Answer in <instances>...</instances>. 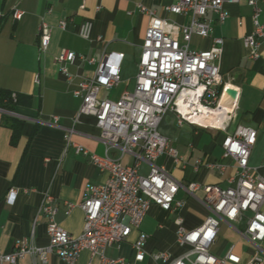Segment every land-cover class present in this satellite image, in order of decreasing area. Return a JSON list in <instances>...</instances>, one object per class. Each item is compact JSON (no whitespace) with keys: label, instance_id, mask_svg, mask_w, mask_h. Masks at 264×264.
Instances as JSON below:
<instances>
[{"label":"crops","instance_id":"obj_1","mask_svg":"<svg viewBox=\"0 0 264 264\" xmlns=\"http://www.w3.org/2000/svg\"><path fill=\"white\" fill-rule=\"evenodd\" d=\"M83 2L0 0V88L30 98L29 103L18 105L15 113L0 109V250L3 253H10L15 243L25 240L40 247L50 244L48 219L40 212L46 192L57 199L56 222L75 237L83 233L85 216L80 204L86 188L105 183L109 174L101 171L88 157L77 154L67 143L68 134L71 133L75 143L92 153L109 155L125 166L135 162V157L130 154L122 155L117 149H107L99 140L100 129L95 117L83 115L76 121L82 100L74 95V91L84 79L92 78L97 69V63L89 60L99 61L109 53L124 54L120 83L100 94L102 99L117 101L136 86L142 47L150 25V17L140 11V5L154 10L171 23L183 26L190 22V16L165 10L178 0H88L82 9ZM260 8V21L264 22V2L260 3ZM226 10L228 18L223 22L216 13H208L213 33L209 38L194 36L191 48L207 51L212 48L214 39H223L219 66L224 84L239 92L237 118L226 131L188 124L189 127L180 126L175 132H161L164 120L159 126L170 147L177 151V159L163 154L156 164L185 186L192 182L223 188L232 185L229 180L237 175V162L224 156L223 141L238 125L257 131L250 166L264 177V45L258 59L250 58L244 39L254 29V9L247 1L227 4ZM17 12L22 13L20 19L15 17ZM85 21L93 24L88 40L80 36ZM42 22L52 28L47 52L40 49L39 27ZM62 22H66L65 29L60 27ZM64 50L82 57L70 66L72 80L54 62ZM133 79L134 87L131 86ZM6 113L24 122L16 144L12 143V129L4 123ZM54 117L58 118L57 122ZM140 170L147 174L150 166L143 163ZM11 188L19 191L14 205L6 201ZM198 196L202 197V192ZM199 197L190 196L182 188L176 197L183 203L179 212L166 211L152 204L140 228H134L126 241L109 247L108 257L124 258L126 264H168L179 258L190 247L178 243L176 219L181 216L184 226L193 230L202 226L210 214ZM67 203L74 205L69 214ZM242 224L221 220L218 239L211 247V253L223 258L233 249L241 257V264H247L254 249L239 233V230L243 231ZM141 234L148 235V239L144 260L137 261L134 244ZM261 246L264 250V242ZM160 252L167 253L170 261H156L153 256ZM262 258L264 264V254ZM18 264L67 263L57 255H51L46 262L39 257L26 256ZM76 264H100V261L85 250Z\"/></svg>","mask_w":264,"mask_h":264},{"label":"built area","instance_id":"obj_2","mask_svg":"<svg viewBox=\"0 0 264 264\" xmlns=\"http://www.w3.org/2000/svg\"><path fill=\"white\" fill-rule=\"evenodd\" d=\"M84 0L82 9H85ZM242 1L253 7V31L244 39V45L250 58L260 57L264 45V22L260 21L264 0H178L165 10L176 15L190 16L187 25L180 26L159 17L154 10L140 5V11L150 17L142 53L139 72L133 91H126L122 97L113 101L102 99L103 90H111L120 83V69L124 54H105L97 63L95 75L84 79L74 91L82 100L76 121L83 115L96 118L100 129L99 140L108 150L117 149L122 155L135 157L131 166H125L120 160L109 155L100 156L85 149L72 140L71 133L66 136L68 145L75 148L77 154L88 157L101 171L108 172L109 178L101 185H89L80 204L85 216L83 233L75 237L56 222L57 199L46 192L40 212L48 219L50 244L46 247L35 245L32 241L15 243L10 253L0 250V263L18 264L26 256L39 257L46 262L51 255H57L67 264H76L80 254L88 250L100 264H126L124 258L108 257L107 249L126 241L134 228H140L152 204L160 208L179 212L183 207L177 201L178 192L183 188L192 197L200 201L210 212L204 224L188 230L184 219H176L177 240L190 249L172 261L165 252L155 254L156 261L168 264H241V257L231 249L223 258L211 253L219 234L220 221L243 223L246 228L239 233L252 245L254 253L247 264H263L264 250V177L255 173L250 166V157L257 143L258 133L254 128L238 125L232 134L223 141L224 156L237 162L238 172L232 184L223 188L219 185H204L192 182L183 185L164 167L156 164L163 154L177 159V151L170 147L159 126L164 116L172 111L177 116L179 126L185 124L202 128H215L226 131L237 118V101H230L229 117L221 125L202 124L199 118L221 107L227 89L236 88L225 85L221 75L219 60L223 50V39L216 38L210 50L200 51L191 48L194 36L209 38L213 33L209 12L218 15L219 21L228 18L227 4ZM15 17L20 19L22 13ZM60 27L65 29L66 22ZM93 24L85 21L80 36L90 39ZM52 37V28L42 22L39 27L40 49L47 52ZM82 59L75 52L64 50L54 62L62 73L72 80L70 66ZM16 98V94L13 96ZM55 122L58 118L54 117ZM73 132V131H71ZM147 163L150 170L141 173V165ZM219 169L222 166L215 165ZM19 191L11 188L7 194V203L14 205ZM69 214L74 205L67 203ZM38 219L36 218L35 223ZM148 235L141 234L135 242L137 261L145 258V243Z\"/></svg>","mask_w":264,"mask_h":264},{"label":"trees","instance_id":"obj_3","mask_svg":"<svg viewBox=\"0 0 264 264\" xmlns=\"http://www.w3.org/2000/svg\"><path fill=\"white\" fill-rule=\"evenodd\" d=\"M14 94H16V98L13 97ZM29 101L30 98L26 95L0 88V109L4 111L15 113L18 105L27 104ZM3 118L4 123L12 129V143L16 144L22 134L24 122L7 113L3 115Z\"/></svg>","mask_w":264,"mask_h":264},{"label":"bare ground","instance_id":"obj_4","mask_svg":"<svg viewBox=\"0 0 264 264\" xmlns=\"http://www.w3.org/2000/svg\"><path fill=\"white\" fill-rule=\"evenodd\" d=\"M229 102V99L224 97L221 102V107L214 112L202 115L199 118V122H201L202 124H211L213 126L221 125L229 117Z\"/></svg>","mask_w":264,"mask_h":264},{"label":"rangeland","instance_id":"obj_5","mask_svg":"<svg viewBox=\"0 0 264 264\" xmlns=\"http://www.w3.org/2000/svg\"><path fill=\"white\" fill-rule=\"evenodd\" d=\"M135 85V80L133 79L132 80V83H131V86L134 87ZM164 122H163V128L162 126L160 127V131L163 132V130L165 132H175L176 130L180 129V126L177 124V119H176V115L169 112V114H167L165 117H164ZM183 127H189L188 124H185ZM223 226V225H222ZM240 228L241 229H245V222H243L242 225H240Z\"/></svg>","mask_w":264,"mask_h":264},{"label":"water","instance_id":"obj_6","mask_svg":"<svg viewBox=\"0 0 264 264\" xmlns=\"http://www.w3.org/2000/svg\"><path fill=\"white\" fill-rule=\"evenodd\" d=\"M225 97L228 98L232 102H236L239 97V92L236 91L235 89L229 88L227 89L225 93Z\"/></svg>","mask_w":264,"mask_h":264}]
</instances>
